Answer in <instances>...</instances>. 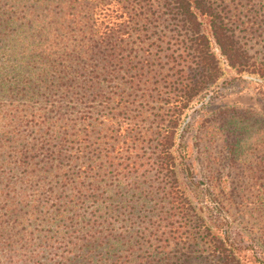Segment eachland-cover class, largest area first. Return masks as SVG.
<instances>
[{"label": "trees", "instance_id": "16d2710c", "mask_svg": "<svg viewBox=\"0 0 264 264\" xmlns=\"http://www.w3.org/2000/svg\"><path fill=\"white\" fill-rule=\"evenodd\" d=\"M32 1L43 9L46 7L54 17L45 24V32L39 31L41 41L30 50L27 70L22 67L15 73L9 72L10 88L36 95L42 87L43 96H46L45 91L50 97L54 96L44 114L54 112L57 117L52 120L40 114L41 119L33 117L31 120L21 110L11 114L9 120L14 127L24 119L26 123L34 121L38 139L56 141L58 138V141L55 149L39 147L44 157L38 168L29 167L23 160L28 149L37 151L34 145L7 156L8 170H19L20 175L5 173L0 177V264H75L78 261L75 248L81 250L79 257L86 261L82 264H90L93 251L111 242L109 234L102 235L97 219L87 221L85 229L76 230L78 234L62 232L67 249L70 248L67 251L57 247L56 237L45 236L46 242L40 246L50 250L46 261L40 259V249L32 248L35 245L32 235L18 229L26 227L28 214L37 212L41 206L37 198L30 195L33 186L42 183L41 171L51 167L62 170V166L67 165L75 169L81 183L90 176L94 181L104 180L110 173L118 176L116 172L124 165L122 175L129 178V173L144 166L141 160L144 158L155 171L149 183L154 180L162 183L159 192L168 209L176 214L188 213L192 207L177 188V157L172 147L184 110L222 76L214 47L237 72L251 69L263 73L264 68L248 63L245 49L238 45L235 27L241 21L235 12L238 6L234 0H57L58 11L49 7L56 0ZM112 2L114 8L109 11ZM106 11L110 12L107 15L110 20L98 21L96 16L100 13L106 16ZM8 25L9 22L1 21V32ZM45 41L50 43L45 45ZM5 76L8 75L0 73L1 86L10 81L5 80ZM105 88H109L106 97L99 92ZM87 95H93V100L97 96L104 97L103 107L108 106L111 111V115H103L105 117L97 123L103 126L99 129L103 134H98L103 141L92 153L76 147L73 138L69 140L82 130H75L76 124L67 122L68 109L64 110L67 106L64 102L78 101ZM156 102L163 105L158 106L160 111L149 120ZM81 113L87 115L81 122L86 124L88 136L95 129L88 128L96 124L89 121L92 117L87 109ZM214 114L224 134L230 164L240 162L246 149L264 142V118L251 109L230 107ZM119 117L130 122L117 143L116 132L121 128L116 120ZM59 122L63 124L58 125ZM147 147L152 150L145 156ZM183 161L184 155L180 159L182 166ZM25 201H32L30 209L21 212L18 206ZM79 207L77 205L76 209ZM39 222L41 226L54 225L48 218ZM209 244L214 254H220L218 258L223 255L230 264L237 261L232 252L224 250L216 235L211 234Z\"/></svg>", "mask_w": 264, "mask_h": 264}, {"label": "rangeland", "instance_id": "374dc122", "mask_svg": "<svg viewBox=\"0 0 264 264\" xmlns=\"http://www.w3.org/2000/svg\"><path fill=\"white\" fill-rule=\"evenodd\" d=\"M234 2L241 21L235 27L238 45L245 49L248 63L264 68V0ZM57 5L56 0L49 7L58 11ZM108 7L109 11L112 10L113 2ZM43 8L32 0H0V22L10 23L4 32L0 27V71L3 76L8 75L5 80H10L0 85V177L5 173L20 175L19 170L14 171L15 174L8 170L10 166L5 162L12 151L36 146L37 151L28 149L23 160L29 167L38 168L44 157L39 147L55 149L58 141V138L56 141L38 139L37 127L31 121L33 117L41 119L40 114L52 120L57 117L54 112L44 114L54 96L50 97L47 91L43 96L42 87L36 95L10 88L12 77L9 72L15 73L22 67L27 70L30 50L41 41L39 31L45 32L44 27L54 17L46 7ZM109 11L106 16L103 13L97 15L98 21L107 23ZM49 43L45 41V45ZM214 52L222 76L184 110L172 147L177 157V188L192 207L188 213L176 214L168 209L159 192L162 183L158 180L149 183L155 171L144 158H141L144 166L129 173V178L122 175L125 168L121 165L116 172L118 176L114 177L109 171L108 178L97 182L90 176L79 183L75 169L67 165L62 166V170L51 167L41 171L44 175L42 183L33 186L30 194L41 204L39 210L28 214V222H24L26 227L18 228L22 233L32 235L35 240L32 248L41 250L39 257L42 261L50 255V250L40 246L46 242L45 236L56 237L57 247L67 251L70 248L67 249L62 232L65 235L78 234L76 230L85 229L87 221L97 219L102 235L109 234L111 242H105L102 248L93 251L90 264H230L225 262L223 255L218 258L220 254H214L209 244L211 234L221 239L226 252L234 254L237 261L231 264H264V142L246 149L240 162L232 165L228 162L223 131L214 117L219 109L235 107L251 109L264 118V71L257 73L248 69L237 72L227 65L216 47ZM107 90L109 88L99 92L106 97ZM92 96L64 102L67 105L64 110L68 109L67 122L76 124L75 130H82L69 140L73 138L76 147L87 149L89 153L103 141L98 138V134H103V130L99 131L103 126L97 123L102 117L111 115L110 107H103L105 98L97 96L93 100ZM154 104L149 120L154 119V114L160 111L158 106L163 105L162 102ZM85 109L92 117L89 121L96 124L88 128H95L88 136L84 128L86 124L82 123L83 117L87 116L81 113ZM21 110L24 115L28 114L30 123L24 119L14 127L9 118ZM116 120L121 123L116 132L117 143H120L122 130L130 120L120 117ZM85 138L86 142L83 141ZM151 150L152 147H147L145 156ZM142 152L140 150L139 154ZM183 155L184 166L180 164ZM144 174L147 177L144 178ZM31 203L25 201L18 209L28 212ZM77 205L80 207L76 209ZM45 218L54 225L41 226L39 221ZM74 253L78 255L75 264L86 262L79 257L82 255L79 248H75Z\"/></svg>", "mask_w": 264, "mask_h": 264}]
</instances>
